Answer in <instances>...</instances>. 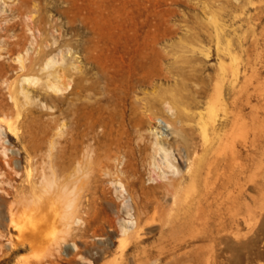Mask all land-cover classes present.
I'll use <instances>...</instances> for the list:
<instances>
[{"label":"bare ground","instance_id":"1","mask_svg":"<svg viewBox=\"0 0 264 264\" xmlns=\"http://www.w3.org/2000/svg\"><path fill=\"white\" fill-rule=\"evenodd\" d=\"M64 1L52 11L41 0H0V158L6 165L0 191L15 198L0 197V225H14L19 238L24 228L35 233L43 222H59L63 228L84 222L92 173L98 172L108 176L122 198L121 246L128 248L131 240L137 245L124 264L149 262L141 240L154 232L171 240L168 258L176 264H231L234 255L250 253L264 230V165L257 160L264 151V94L256 84L250 89L263 78L264 32H254L247 62L221 58L214 74L198 75V87L181 68L169 85L168 67L141 62L147 56L143 50L130 62H109L108 26L117 25L118 15L131 26L135 22L129 0L118 5L113 0ZM199 3L218 39L226 25L215 7L246 6L242 0ZM149 10L164 22L163 8ZM248 18L253 29L260 25L264 6ZM147 25L155 45L156 21L147 19ZM223 50L233 53L231 45ZM46 113L51 116L44 119ZM19 123L27 126L28 139ZM4 125L7 135L22 143L26 162L38 169L27 183H13L23 158L14 159L16 152L3 140ZM38 129L48 142L50 179L45 157L37 165ZM137 150L149 165L153 186L138 185ZM43 202L49 209L38 205ZM0 236L8 235L0 229ZM25 242L10 238L8 245L13 251ZM2 247L0 264L12 253ZM35 253L37 261L27 264H60L46 263L41 251ZM249 261L246 256L243 264Z\"/></svg>","mask_w":264,"mask_h":264},{"label":"rangeland","instance_id":"2","mask_svg":"<svg viewBox=\"0 0 264 264\" xmlns=\"http://www.w3.org/2000/svg\"><path fill=\"white\" fill-rule=\"evenodd\" d=\"M41 1L48 9H52L50 8L52 6H63L65 3L64 0ZM120 1L121 0H113L111 3L114 2L118 5ZM129 1L134 7L135 22L131 26L128 18L123 22L118 15L117 25L108 26L110 37L107 38L109 48L106 49V51L110 56L109 62H130L131 58L136 55L135 53H139L143 50L147 56L145 59L139 57L140 60L142 59L141 62H163L164 65L168 67L169 71L167 74L171 79L169 85L174 84L173 79H175V77H180L181 70L184 71V69H187V73L185 72L184 75L188 78L186 80L194 87H198V75L214 74L217 70V62H220L221 58L224 62H247L250 54L254 52L252 45L254 32H257L259 35L264 32V20L253 29L252 23L248 18L249 14L253 13L257 7L264 6V0H242L246 2L245 8L231 4L227 5L225 9L216 6L215 15L216 17L218 16L217 19L219 21L221 20V22H224L226 25V31L220 34L219 39L214 24H210L203 19V9L200 6L199 0ZM155 6L165 10L166 16L164 22H161L158 16H153L151 14L149 8ZM62 19V21L66 20L63 16ZM147 19H153L157 24V29L155 31V39L157 42L155 45L151 44V39L154 37H148L149 27L147 25ZM218 40L221 41L220 45ZM228 41H230V44ZM243 43L244 45L242 46ZM230 45L233 51L232 55L223 50ZM152 46L155 47V49H153ZM157 51L162 53L160 57H157ZM208 52L209 55H207ZM185 66H187V68H184ZM255 84L258 90L264 94V71L263 78L260 80L255 79L254 83L250 84V89L253 90ZM140 89H145L148 92L153 91L151 86H141ZM50 114L51 113H46L43 118L47 119L51 116ZM262 114L264 118V110H262ZM19 126V131L21 133H26V138L28 139L29 132L27 131V126L23 123H19ZM131 129L133 128L131 127ZM6 131L4 125L2 137L12 148L10 151L14 150L16 152L14 159H17V157L23 158V161L20 162V174L14 172L13 183L16 185L27 183L30 174L37 173L38 169L34 165L32 167L26 162L22 143L18 142L15 136L10 137L7 135L8 133ZM98 131H101V129L98 128ZM36 132L42 137L37 165L40 166L43 164L42 162L46 161L44 165L47 167L50 179L52 175L49 167V159L47 157L48 142L44 139L46 135H44L45 133L40 129L36 130ZM25 143H29V141L26 140ZM94 146H96V144ZM0 155L2 156L1 151ZM43 157H45L44 161L42 159ZM134 157L136 158V165L138 168V185L140 181H143L147 186L155 185V182L149 177V165L146 161L144 162V157L138 150ZM260 158L261 160L259 161ZM257 160L262 167L264 165V151ZM256 165L255 162L252 163V172ZM5 168L6 165L4 160L0 158V174ZM262 168L264 169V166ZM5 177L6 175H2L0 178ZM108 180V176L104 175V173H92L93 188L88 192V200H86V213H84L85 221L80 224H72L70 227L63 225V228L59 222H56V224L53 222H43L38 226L39 232L37 231L34 233L30 227L24 228V233L19 238H17V235L20 234L19 229L14 225L9 226L7 223L3 226L0 225V229L8 235L5 237L0 236V248L3 246L2 248L5 252L12 251L8 245L10 238L22 242L26 240L25 243L19 244V247L12 251L11 260L4 264H27L29 262H35L39 258L38 254L35 253L36 251H41V253L45 255L39 254L44 258L46 263L58 261L60 264H110L118 260V264H124L122 261L125 258H131L137 252V245L134 240H131L128 242L130 245L128 248H126L127 246H121L122 241L119 236L121 235L120 225L122 221L118 217L120 214L125 216V212L123 211L124 206L122 207V198L118 196V192ZM0 197H5L8 201H13V199H15L14 196H9L4 191H0ZM1 204L2 201L0 205ZM44 204L45 202L39 203L38 205L43 206ZM43 208L49 209L46 205L43 206ZM57 230L58 233L56 232ZM40 232L42 234H40ZM52 232H56V235H50ZM40 236L42 237L40 238ZM51 239L52 245H49L48 242L51 244ZM30 240L32 241L30 242ZM43 240L47 242V245ZM142 240L141 244L147 248L149 255L152 257L146 264H176L168 258L171 252L168 251L171 246V240L168 237L159 238L157 232H154L144 237ZM42 244H44V246ZM39 247L41 248L39 249ZM178 251H180V249H178ZM0 253H2L1 250ZM246 256H248L250 260L249 264H264V230L260 232L259 240L252 247L251 252L248 254L243 252L240 255H234V257L231 258V264H243L246 261ZM156 259H158V261H156ZM1 264H3V262ZM127 264L130 263L127 261Z\"/></svg>","mask_w":264,"mask_h":264}]
</instances>
